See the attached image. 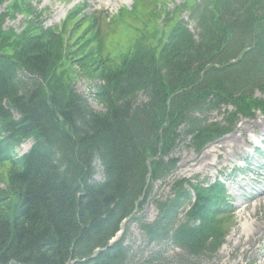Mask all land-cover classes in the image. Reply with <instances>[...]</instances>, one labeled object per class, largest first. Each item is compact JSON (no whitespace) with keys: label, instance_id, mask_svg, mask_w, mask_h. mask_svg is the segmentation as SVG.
I'll use <instances>...</instances> for the list:
<instances>
[{"label":"trees","instance_id":"obj_1","mask_svg":"<svg viewBox=\"0 0 264 264\" xmlns=\"http://www.w3.org/2000/svg\"><path fill=\"white\" fill-rule=\"evenodd\" d=\"M145 1L108 21L134 34L112 55L95 15L77 8L60 29L44 30L29 20V0H0L7 2L0 17V264H127V232L110 244L127 219L148 244L168 242L190 257L216 253L225 242L232 207L220 181H177L173 197L155 202L154 224L135 211L154 182L172 175L180 143L190 138L200 153L232 133L240 117L264 112L253 96L264 91V0H186L172 11L167 0L149 8ZM183 10L198 24L197 40ZM15 13L27 18L19 34L3 29ZM76 64L101 82L93 99L103 112L76 90ZM228 106L234 110L222 123L209 122L210 112ZM29 140L31 149L18 155Z\"/></svg>","mask_w":264,"mask_h":264},{"label":"rangeland","instance_id":"obj_2","mask_svg":"<svg viewBox=\"0 0 264 264\" xmlns=\"http://www.w3.org/2000/svg\"><path fill=\"white\" fill-rule=\"evenodd\" d=\"M137 0H29V4L39 13L38 22H43V28H56L62 25L69 12L79 7L86 16H94L101 22V35L104 39V52L119 55L131 44L134 34L130 25L118 29L110 28L108 21L120 10H131ZM196 1L197 0H193ZM149 8L155 3L146 0ZM185 0H167L170 10L183 4ZM149 3V4H148ZM194 4L189 6L193 11ZM152 7V8H153ZM5 6H0V16L4 13ZM191 11L184 10L180 16L188 25L191 33L198 38L200 30L197 22L190 17ZM36 17H31L33 19ZM85 18V17H84ZM21 13H15L13 17L5 20L4 30H13L16 33L24 30L25 20ZM83 19V18H81ZM81 21V20H80ZM159 21V24H161ZM36 22V20H34ZM139 23L135 22L137 26ZM70 27V26H69ZM86 30L85 23L76 36L79 38ZM89 52V50L87 51ZM80 73L75 88L86 97H90V105L98 112L104 109L91 98L94 92V81L85 77L88 69L76 64ZM67 70V68L65 67ZM253 96L264 100V91L256 89ZM145 100L144 96L140 98ZM226 111H232L229 107L221 111L209 113V122L219 123L224 121ZM263 144V149L257 150V146ZM32 146V141L23 144L18 150L19 155L25 154ZM173 157L178 159V164L173 174L164 182L153 184L151 194L145 201L136 217L145 223L154 224L159 216L155 201H165L173 197L172 187L177 181L191 180L202 182L203 187L207 183L221 180L225 183L229 197L233 204V214L228 237L216 253L204 254L201 257H190L175 245L164 243L148 244L145 235L135 222H127L123 230L127 231L125 244L130 250V259L127 264H264V112L258 111L252 118H242L234 132L222 137L217 142L207 146L202 152L197 153L191 146L190 139L180 143ZM98 167V166H97ZM261 169L262 172L260 171ZM5 171V170H4ZM0 169V178L5 176ZM103 175L98 167L95 176L96 181H102ZM5 185L0 181V189ZM190 205L184 207L178 217V224L185 221V215ZM260 234L254 238L256 230ZM124 231L121 235H123ZM255 239H258L256 242Z\"/></svg>","mask_w":264,"mask_h":264},{"label":"bare ground","instance_id":"obj_3","mask_svg":"<svg viewBox=\"0 0 264 264\" xmlns=\"http://www.w3.org/2000/svg\"><path fill=\"white\" fill-rule=\"evenodd\" d=\"M261 196H264V193ZM257 233L260 234V230H258V229L256 230V232L254 234V238L258 235ZM255 240H256V242H258V239H255Z\"/></svg>","mask_w":264,"mask_h":264}]
</instances>
